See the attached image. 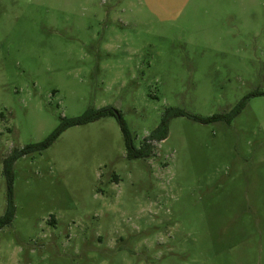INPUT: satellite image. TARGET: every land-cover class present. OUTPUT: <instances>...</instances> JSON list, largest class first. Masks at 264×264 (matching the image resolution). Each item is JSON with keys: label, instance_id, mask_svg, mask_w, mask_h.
<instances>
[{"label": "rangeland", "instance_id": "1", "mask_svg": "<svg viewBox=\"0 0 264 264\" xmlns=\"http://www.w3.org/2000/svg\"><path fill=\"white\" fill-rule=\"evenodd\" d=\"M0 264H264V0H0Z\"/></svg>", "mask_w": 264, "mask_h": 264}, {"label": "trees", "instance_id": "2", "mask_svg": "<svg viewBox=\"0 0 264 264\" xmlns=\"http://www.w3.org/2000/svg\"><path fill=\"white\" fill-rule=\"evenodd\" d=\"M246 97L242 98L234 107L226 112H221L213 114L211 116L201 117L197 115L186 114L184 111L178 108L169 107L165 109L164 114L161 117L158 125L143 138V143L136 147L133 144V137L128 127L122 118L118 115L117 111L110 106L101 107L97 109H87L81 115L72 118H63L57 128L49 134L44 140L35 144H27L21 148H14L3 160V174L6 178L7 185V195H6V205L3 215L0 216V229L5 225L9 224L15 213V205L13 201V163L14 161L25 154L40 152L50 145V143L68 126L75 124H82L96 120L105 115H115L118 118L125 148L126 156L129 159L135 158H149L151 156V142L160 141L166 138L168 131L169 119L173 116L178 115H188L200 122L207 123L212 121H225L227 123L240 112L245 104Z\"/></svg>", "mask_w": 264, "mask_h": 264}]
</instances>
